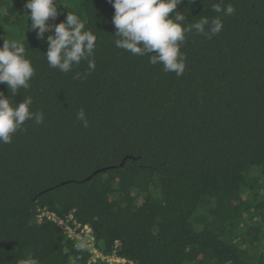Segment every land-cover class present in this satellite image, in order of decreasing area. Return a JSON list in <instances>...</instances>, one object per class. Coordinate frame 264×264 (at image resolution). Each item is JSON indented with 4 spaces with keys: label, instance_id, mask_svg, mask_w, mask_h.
Wrapping results in <instances>:
<instances>
[{
    "label": "trees",
    "instance_id": "16d2710c",
    "mask_svg": "<svg viewBox=\"0 0 264 264\" xmlns=\"http://www.w3.org/2000/svg\"><path fill=\"white\" fill-rule=\"evenodd\" d=\"M26 2L0 0V37L24 43L35 75L14 97L0 91L16 104L31 96L44 122L0 143V264L88 263V248L38 220L44 208L88 225L101 254L133 264H264V0L178 5L182 26L223 22L211 39L186 34L179 77L115 47L108 0H58L56 23L70 11L96 35V67L50 68Z\"/></svg>",
    "mask_w": 264,
    "mask_h": 264
},
{
    "label": "clouds",
    "instance_id": "9594fccd",
    "mask_svg": "<svg viewBox=\"0 0 264 264\" xmlns=\"http://www.w3.org/2000/svg\"><path fill=\"white\" fill-rule=\"evenodd\" d=\"M183 2L184 0H108L114 8L111 23L116 29L115 47L134 56H148L152 65L161 64L164 72L182 76L187 58L181 51V45L186 40V34L194 32L211 39L223 29L220 16H201L198 21L182 26L186 17L176 9ZM187 2L195 3V0ZM24 8L28 10L27 17L31 21L30 27L27 23V30L36 32L41 41L46 39L48 48L43 55L50 68L67 74L73 71L74 66L87 61L88 73L85 75L95 70V60L90 58L94 55L97 37L92 31L85 30V24L78 15L68 11L65 20L56 23L58 16L63 14L58 13V0H27ZM212 11L232 16L236 9L232 4L222 7L221 3H213ZM45 33L50 34L45 38ZM34 75L35 69L26 56L24 43L17 39H3L0 47V85H7L14 97L22 89H30V81ZM81 78L79 72L73 77ZM32 104L31 96H23L22 102L16 104L0 91V143H11L12 136L22 130L26 121L32 120L37 125L44 122L43 112L30 111ZM76 118L82 127H89L84 109L77 112ZM17 264H39V261L29 256L19 259Z\"/></svg>",
    "mask_w": 264,
    "mask_h": 264
},
{
    "label": "built area",
    "instance_id": "2783aa9c",
    "mask_svg": "<svg viewBox=\"0 0 264 264\" xmlns=\"http://www.w3.org/2000/svg\"><path fill=\"white\" fill-rule=\"evenodd\" d=\"M40 221L42 218L50 220L54 222L57 227L70 239L76 240L77 244L81 248H88L90 253L92 254L87 264H94L97 259L104 261L108 264H133L131 262H127L125 259L119 258L117 256H105L99 252L94 247L93 244V236L91 229L88 225H81L79 223L75 224L72 221V216L69 215L66 219L58 218L54 213L48 211L47 209H42L37 216ZM72 221V226L69 222ZM75 224V225H74ZM74 225V226H73Z\"/></svg>",
    "mask_w": 264,
    "mask_h": 264
}]
</instances>
